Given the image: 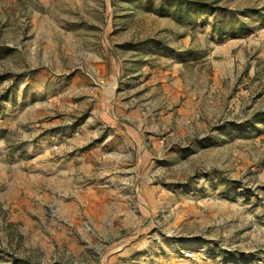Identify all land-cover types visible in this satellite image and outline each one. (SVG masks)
I'll return each mask as SVG.
<instances>
[{
  "label": "rangeland",
  "instance_id": "obj_1",
  "mask_svg": "<svg viewBox=\"0 0 264 264\" xmlns=\"http://www.w3.org/2000/svg\"><path fill=\"white\" fill-rule=\"evenodd\" d=\"M129 7L0 0V264H264V21L218 36Z\"/></svg>",
  "mask_w": 264,
  "mask_h": 264
},
{
  "label": "trees",
  "instance_id": "obj_2",
  "mask_svg": "<svg viewBox=\"0 0 264 264\" xmlns=\"http://www.w3.org/2000/svg\"><path fill=\"white\" fill-rule=\"evenodd\" d=\"M120 1L121 3H126L130 7L129 9H137V10H145L147 12H152L155 15H158L160 17H167L173 19L177 24L183 25L185 27H190V28H195L196 26H204L207 24V20L210 18L211 22L209 23L210 26V32L215 33L218 36H223V35H230V36H235L240 33H245L244 31H253L252 29H256L257 26L252 24L254 22H258L259 20L264 21V14H262L260 11L255 10L254 8H246L241 12L240 17H237L234 15V13L231 12V10H225L222 9L219 6H214L211 2H204L200 0H116V2ZM245 20H250L251 22L249 23L250 26H248V23L244 22ZM149 43V42H148ZM148 43L145 44H137L140 47H145ZM136 45H123V48H130L134 49L132 47H135ZM159 49L163 50H155L157 51V54H169L170 57L172 58H180L182 59L183 54L186 52H175L171 49H168L165 47L164 44L156 41L154 42V45ZM143 48L140 49L141 52L146 53L142 50ZM188 52V51H187ZM10 95L12 93L10 92ZM6 93H2L0 95V119L4 118L3 116L5 114L4 110L5 108L2 105V100L4 101H10L11 105L15 106L14 103V98H10ZM255 120L259 119L260 123H264V112H258L256 116L254 117ZM252 124V123H251ZM250 123L245 124V125H240V129L243 130L244 128H248V125H251ZM264 125V124H263ZM238 127L236 124H225L220 126L219 128L216 129L218 131L219 137L226 133V127ZM4 135V132L0 130V137ZM230 186V184H228ZM232 189H235V187H232ZM244 195V194H243ZM248 195V194H247ZM246 195V196H247ZM151 231V228H149L148 232ZM174 239V238H171ZM182 238L179 240L174 239L176 243H179L180 246H184L187 243L188 244H193L197 245V243H201V241L198 240V238H191L189 240H184L182 243ZM204 243V241H203ZM132 245H128L124 247V249L118 250L119 254H122L121 256H125L127 253H129L130 250H132L131 247ZM208 252V255H213L218 260L221 261H235L234 263H238L240 260H245L243 259L244 256L242 254H234V252L229 251L226 252L224 249H218L212 245H208L205 248ZM232 255H235V257H232ZM14 263H17V259L14 260ZM247 262V261H246ZM26 262H22L21 264H25ZM20 264V261H19ZM246 264H252L250 260Z\"/></svg>",
  "mask_w": 264,
  "mask_h": 264
}]
</instances>
